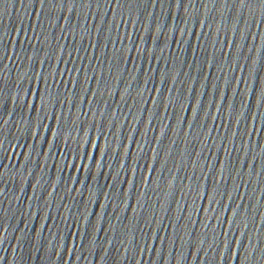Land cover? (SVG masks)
<instances>
[{"label":"water","instance_id":"95a60500","mask_svg":"<svg viewBox=\"0 0 264 264\" xmlns=\"http://www.w3.org/2000/svg\"><path fill=\"white\" fill-rule=\"evenodd\" d=\"M0 264H264V0H0Z\"/></svg>","mask_w":264,"mask_h":264}]
</instances>
